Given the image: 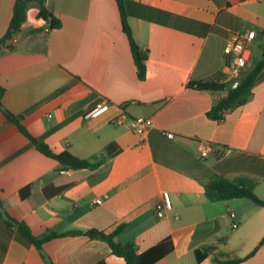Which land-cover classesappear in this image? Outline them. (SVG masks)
<instances>
[{
  "label": "crops",
  "instance_id": "1",
  "mask_svg": "<svg viewBox=\"0 0 264 264\" xmlns=\"http://www.w3.org/2000/svg\"><path fill=\"white\" fill-rule=\"evenodd\" d=\"M15 1L0 0V41ZM45 5L59 27L49 29L31 2L17 42L0 49L1 104L52 152L68 151L98 165L59 168L0 107V199L6 212L35 236L90 228L110 233L122 226L115 239L133 243L137 253L170 238L173 250L153 264H215L217 253L243 258L257 246L237 264H264V206L246 198L210 201L203 184L213 175L248 179L264 201V65L247 102L220 121L206 116L260 60L264 0H124L133 38L147 51L143 80L115 0ZM249 30L256 36L248 62L238 78L226 79V41ZM216 72L223 74L222 90L187 86ZM100 102L107 110L85 117ZM138 116L154 122L143 137L128 125ZM205 146L209 151L202 156ZM20 190L26 195L18 199ZM163 192L171 208L159 217ZM205 249L198 261L196 250ZM100 261L125 264L107 242L83 234L53 237L38 249L0 216V264Z\"/></svg>",
  "mask_w": 264,
  "mask_h": 264
},
{
  "label": "trees",
  "instance_id": "2",
  "mask_svg": "<svg viewBox=\"0 0 264 264\" xmlns=\"http://www.w3.org/2000/svg\"><path fill=\"white\" fill-rule=\"evenodd\" d=\"M31 2H35L38 7V17L47 21L49 29L60 26L59 20L53 15L52 11L45 5V0H16L13 6V15L10 21L9 29L7 30L4 39L0 41V49L3 43L8 40L15 32H17L21 24L26 19L27 9ZM119 16L121 27L125 35L127 36L133 61L136 67V74L138 79L143 80L146 74V60L147 51L142 50L135 39L133 38L130 25L128 23L127 12L124 5V0H115ZM264 65V48L260 60L250 69V71L239 80L236 85L228 90L225 96L221 97L217 103H215L207 112L206 116L214 120H222L224 113L233 110L236 107L243 105L247 102L252 94L253 82ZM187 86L198 90H210L217 91L224 89L225 85L223 82L222 72H216L212 76L202 80H189ZM4 89L0 86V107L1 97ZM4 113L10 122L15 123L19 130L25 134L29 140L36 146V148L43 154L54 158L61 165V169H78V168H93L98 165V162H90L86 159L77 157L68 151L61 153H54L51 151L49 146L37 138L33 137L26 130L24 125L21 123L18 116L11 113L9 110L4 109ZM205 196L210 201H223L233 198H246L254 202L259 206H264V201L260 199L254 192V182L244 178L228 179L224 176L213 175L204 181ZM26 190V189H25ZM26 195V191L20 190L16 197L22 198ZM0 216L6 222L7 227H15L20 235L25 238L29 243L41 249L44 242L47 240L64 235H77L83 234L90 239H100L109 245L111 252L117 256H121L125 260V264H153L163 256L167 255L173 250V244L170 238H165L159 243L153 245L148 250L137 253L133 243L126 242L120 243L115 237L121 231L122 226H118L114 231L105 233L102 230L96 228H90L84 232L81 231H70L67 233H56L50 232L43 236H35L31 233L29 227L22 221H18L12 218L6 210L3 208L2 201L0 199ZM264 242V237L261 239L259 245ZM258 246L252 250L246 257H233L230 253H217L213 257L215 264H237L243 261L245 258L251 256ZM210 249V248H209ZM207 249L196 250V258L200 261L205 255H207ZM99 264H105L104 261H100Z\"/></svg>",
  "mask_w": 264,
  "mask_h": 264
},
{
  "label": "built area",
  "instance_id": "3",
  "mask_svg": "<svg viewBox=\"0 0 264 264\" xmlns=\"http://www.w3.org/2000/svg\"><path fill=\"white\" fill-rule=\"evenodd\" d=\"M18 32V31H17ZM17 32H15L2 46L4 51L10 50V46L17 42ZM256 32L254 30H249L242 33H233L230 38L226 41L224 47L225 63L223 66V74L226 79H235L240 75L241 70L246 66L249 56L250 42L255 38ZM108 104L106 102H100L95 105L94 108L85 113V117H96L102 112L106 111ZM125 118L122 115L117 121L121 122ZM129 128L132 129L137 134L142 137L145 136L148 129L154 127V122L152 118L149 117H132L129 118L128 122ZM168 137H172L171 132L165 133ZM209 151V147L205 146L201 150V155L205 156ZM97 203H100V200H96ZM171 204L167 192H163V205L156 206V214L159 217L164 215V209H170Z\"/></svg>",
  "mask_w": 264,
  "mask_h": 264
}]
</instances>
